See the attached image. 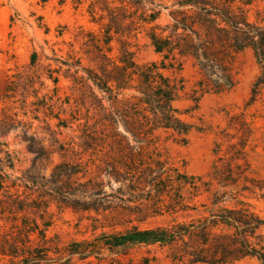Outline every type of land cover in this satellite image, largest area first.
<instances>
[{
	"label": "trees",
	"instance_id": "1",
	"mask_svg": "<svg viewBox=\"0 0 264 264\" xmlns=\"http://www.w3.org/2000/svg\"><path fill=\"white\" fill-rule=\"evenodd\" d=\"M35 1L40 5L48 2ZM256 1H88L84 13L97 30L86 34L83 46L94 68H80L78 60L68 67L82 72L71 76L74 87L85 85L100 96L91 94L99 104L100 119L87 146L108 148L107 159H98V165L90 162L95 175L87 167L80 173V164L63 163L40 185L37 177L8 173L18 160L0 144V264H72L74 257L85 261L103 250L126 256L137 246L166 249L168 263L142 257L128 264H236L246 259L264 264V218L248 202L264 203V178L251 168L252 128L245 116L227 115L226 126L213 143L215 160L207 182L188 175L184 168L168 166L155 147L156 133L176 136L183 143L193 128L182 119L186 113L174 107L185 96V82L179 76L184 60L191 61L198 75L195 102L206 93L231 90L236 84V58L246 51L252 53L259 70L247 106L264 90V19L257 12L250 18ZM81 2L72 0L75 8ZM37 26L48 33L44 24ZM141 33L158 61H135ZM35 61L33 53L31 65ZM55 72L50 71L48 77L53 85L58 82L51 77ZM62 151V147L57 149ZM79 173V179L72 178ZM101 175L127 184L133 200L161 205L169 223L144 230L132 227L62 247L48 238L47 230L53 224L49 199L71 206L68 196L76 194L71 186L80 179L85 181L77 186L85 195H105ZM135 192H145L148 197L135 199ZM203 195L205 202L196 201Z\"/></svg>",
	"mask_w": 264,
	"mask_h": 264
},
{
	"label": "rangeland",
	"instance_id": "2",
	"mask_svg": "<svg viewBox=\"0 0 264 264\" xmlns=\"http://www.w3.org/2000/svg\"><path fill=\"white\" fill-rule=\"evenodd\" d=\"M58 1L48 0L45 5H40L35 0H0V144H5L18 160L13 172L8 173L22 178L37 177L40 185L63 163L80 164V173L87 167L95 175V168L90 167L92 161L100 164L98 159H107L109 150L95 147V144L87 146L91 145L88 136L98 130L96 123L100 119L99 104L92 95L100 96L85 85L74 87L71 76L75 72L76 76H81L82 72L79 68L68 67L78 60L80 68H94L92 57L85 53L83 46L86 34L97 30L88 23L84 13L90 0H82L77 8L72 0H66L62 5ZM256 12L264 19V0L254 3L250 13L252 20ZM38 23L48 28L47 34L38 28ZM134 51L138 64L159 60L144 33L138 35ZM33 53L36 61L31 65ZM52 70L56 71L51 76L57 78L56 85L48 79ZM235 72L236 84L231 90L206 93L195 102L199 96L198 75L190 60L183 61L179 76L185 82V96L174 107L186 113L182 119L193 128L183 143L176 136L156 133L155 147L168 166L184 168L188 175L209 181L215 160L213 143L225 128L227 115L243 114L252 128L251 168L255 175L264 178V90L251 106H247L252 84L259 73L250 51L237 56ZM119 131H122L120 126ZM228 133L233 135L234 132ZM59 147L62 152H57ZM80 173L72 178L79 179ZM84 181L80 179L72 184L76 194L68 196L67 203L71 206L49 199L48 212L53 215V224L46 236L61 247L132 227L144 230L165 226L170 221L161 205L130 198L124 182L101 175L99 181L103 183L105 195L89 196L77 186ZM139 194L132 195L135 199L148 197L145 192ZM205 200L203 195L196 201ZM248 202L264 218V203L256 199ZM261 233L264 234V227ZM167 255L166 249L137 246L129 249L126 256L117 257L103 250L85 261L74 257L72 264H116L115 260L128 264V261L135 263L142 257L168 263ZM236 264L258 262L246 259Z\"/></svg>",
	"mask_w": 264,
	"mask_h": 264
}]
</instances>
